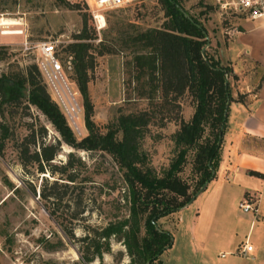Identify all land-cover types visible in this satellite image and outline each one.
I'll return each instance as SVG.
<instances>
[{
    "label": "rangeland",
    "instance_id": "obj_1",
    "mask_svg": "<svg viewBox=\"0 0 264 264\" xmlns=\"http://www.w3.org/2000/svg\"><path fill=\"white\" fill-rule=\"evenodd\" d=\"M236 1L180 0L183 9L195 17L205 30L206 42L201 52L205 50L206 55L216 58L219 64L225 66L227 86L232 97L229 104L238 101L236 98L245 99L246 93L240 91L244 90V83L250 81L249 76L257 72L255 63L246 64L242 61L245 54L241 58V54L235 57L232 48L240 46L242 39H246V33H243L239 42H232L234 31L240 28L238 22L248 14L247 9L233 7ZM258 1L259 5L264 6V0ZM68 2L73 6H63L55 0H0V13L6 14L4 17L14 22L0 28V73L20 70L26 64L35 62L38 54L37 49L35 51L36 44L54 40L60 73L70 92L59 81L56 86L60 93L57 94L43 76L42 78L50 97L59 105L75 136H83L86 129L82 119L81 98L70 77L69 58L62 46L74 39V34L80 30L85 18V32L92 43L89 50L93 55L87 82L93 108L92 119L99 130L104 131L119 114L148 111L151 118L139 145L145 151L148 163L155 170H160L175 152L171 133L176 129L180 117L186 120L190 116L193 99L184 91L172 105H167L162 98L167 97L169 100L170 94L162 95L158 76L153 74L150 81L147 74L139 75L132 59V47H122L123 38L149 27H161L164 15L160 3L157 0H131L123 5L106 7L102 10L104 25L96 30L89 11V4L93 0ZM229 57L233 64L227 60ZM251 85L255 90L256 84ZM25 102L22 101L20 106L11 111L6 109L3 116H0L11 132L10 138L4 140L0 154V264H71L78 259L76 237L83 234L85 227L104 225L109 220L126 216L127 201L121 169L106 152L72 149L61 144L56 159L64 160L65 153L72 150L85 164L84 169L80 167L81 172L90 179L83 182L81 203L85 209L81 216L73 219L71 224L64 216L66 211H62L59 217L62 223L72 225L76 236L64 238L60 225L49 215L38 197V186L45 176L34 172L25 173L16 157L14 139L24 134L30 123L34 127L45 128L43 139L46 141L57 136L44 115L33 105L24 107ZM69 106L77 113L72 119L80 131H76L68 120L66 110ZM179 174L192 184L189 157ZM224 190H227L228 195L210 199L209 209L205 214L199 213L203 192H198L182 208L157 219L158 226L172 236L171 245L158 255L161 264L255 262V250L259 251L260 241L264 243V223H255V228L261 226L262 231L257 247L255 241L252 242L254 250L250 254L253 257L249 254L237 255L236 251L241 248L238 246L236 250V247L244 239L249 217L256 212V196L247 192L238 201L239 189L236 185ZM67 192L73 196L76 188ZM230 196H234V200L228 199ZM241 202H248L251 209L243 211L238 206ZM61 207L62 210L71 209L65 205ZM58 238L62 240L61 246L56 249L46 248L48 242L54 243ZM253 238L254 233L251 235V239ZM109 241L108 252H103L100 259L94 258L85 264H126L129 256L122 241L115 237H110ZM259 253L258 264H264V249Z\"/></svg>",
    "mask_w": 264,
    "mask_h": 264
},
{
    "label": "trees",
    "instance_id": "obj_2",
    "mask_svg": "<svg viewBox=\"0 0 264 264\" xmlns=\"http://www.w3.org/2000/svg\"><path fill=\"white\" fill-rule=\"evenodd\" d=\"M157 1L164 15L161 27H149L123 38L122 47H132V59L139 75L147 74L150 81L153 74L158 76L162 95L170 94L169 100L162 98L167 105H172L184 91L193 99L190 116L186 120L180 117L171 133L175 152L167 165L158 171L148 163L147 155L139 145L151 118L148 111L119 114L104 131L99 130L92 119L87 82L93 55L89 50L92 43L85 32V18L74 39L62 46L69 58L70 77L81 98L86 129L83 136L77 138L73 133L59 105L50 97L35 62L20 70L0 73V116L6 109L11 111L26 101L24 107L30 104L37 108L57 133L53 140L46 141L43 139L45 128L30 123L26 132L14 139L13 145L25 173L45 176L38 186V197L60 225L64 238L76 236L72 225L62 223L59 217L66 211L64 216L71 224L73 219L81 216L85 209L81 203L83 182L90 179L81 172L80 167L84 169L85 164L72 150L65 153L64 160L56 159L61 144L72 149L106 152L121 169L126 216L109 220L104 225L85 227L83 234L76 237L78 259L71 264L100 259L102 253L110 249V237L120 239L124 244L129 256L126 264H161L158 255L171 245L172 236L158 226L157 219L189 203L215 177L228 104L232 100L225 66L206 55L205 50L201 52L206 42L205 30L183 9L180 0ZM55 2L73 6L68 0ZM10 134L5 121L0 118V154L4 140L10 138ZM188 157L192 184L179 174ZM248 172L261 176L253 170ZM73 188L76 192L72 196L67 190ZM64 205L71 209L62 210L60 206ZM62 244L58 238L54 243L48 242L46 248L56 249Z\"/></svg>",
    "mask_w": 264,
    "mask_h": 264
},
{
    "label": "crops",
    "instance_id": "obj_3",
    "mask_svg": "<svg viewBox=\"0 0 264 264\" xmlns=\"http://www.w3.org/2000/svg\"><path fill=\"white\" fill-rule=\"evenodd\" d=\"M238 25L240 28L234 31L232 42L234 40L239 42L238 39L243 33H246V39H242L240 46L232 44L235 57L241 54V58L245 54L241 58L242 61L246 64L255 63L257 72L249 76L250 81H246L244 90L240 91L246 93L245 99L232 101L228 105L218 166L215 177L208 181L205 188L199 192H203L199 213L208 212L210 199L228 195L227 190H224L228 187L234 185L238 187V201L247 192L255 194L256 212L249 217L244 239L237 243L236 247V250L238 246L241 248L243 241H247L252 246L251 250L242 252L238 249L236 253L245 256L249 254L253 257L250 254L254 250L252 242L255 241L256 245L262 231L261 226L255 228V223H264V11L262 15L254 18L247 14V17L240 20ZM227 60L231 61L230 57ZM251 83L256 84L255 90L252 89ZM249 170L259 172L261 176L250 174ZM228 199L234 200V196ZM191 231H194L193 228ZM253 233L254 240L251 239ZM259 243V251L255 250L254 258L256 259L253 264H258L259 252L264 249V243L261 241Z\"/></svg>",
    "mask_w": 264,
    "mask_h": 264
},
{
    "label": "built area",
    "instance_id": "obj_4",
    "mask_svg": "<svg viewBox=\"0 0 264 264\" xmlns=\"http://www.w3.org/2000/svg\"><path fill=\"white\" fill-rule=\"evenodd\" d=\"M131 0H93V3L89 4V11L92 16L93 26L96 30L100 29L104 25V15L102 10L106 7H114L129 3ZM225 5V4H224ZM233 7L238 9H247L248 16L254 18L256 16H260L263 14V7L259 5L258 0H237ZM3 13H0V28L7 27L10 24H7L6 18ZM35 51L37 49V56L35 62L37 64L38 69L40 70L42 76L50 84L51 89L59 94L58 88L56 86L55 81H60L63 83V86L66 85L61 73H60V64L57 60V57L54 53L55 44L54 40L43 41L36 44ZM70 92V91H69ZM264 158V152H263ZM238 206L242 208L243 211H247L251 209V206L248 202L244 204L238 203ZM252 248L251 244L247 241H243L241 245V251H250Z\"/></svg>",
    "mask_w": 264,
    "mask_h": 264
},
{
    "label": "bare ground",
    "instance_id": "obj_5",
    "mask_svg": "<svg viewBox=\"0 0 264 264\" xmlns=\"http://www.w3.org/2000/svg\"><path fill=\"white\" fill-rule=\"evenodd\" d=\"M7 24H13L14 22H12V21H10V20H8L7 18H6V21H5ZM4 33H12V32H4ZM55 83H56V85H58V83H59V81H55ZM66 83V82H65ZM64 88H65V90H67L68 92H69V90H70V88H69V86H68V84L66 83V85H64ZM66 114H67V117H68V120H69V122H70V124H71V126L76 130V131H80V128L79 127H77L73 122V119L75 118V116L77 115V113L74 111V108L73 107H71V106H69V108L66 110ZM74 114H75V116H74ZM72 117H73V119H72Z\"/></svg>",
    "mask_w": 264,
    "mask_h": 264
}]
</instances>
